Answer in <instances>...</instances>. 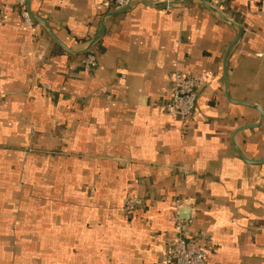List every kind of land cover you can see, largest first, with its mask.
I'll return each mask as SVG.
<instances>
[{"label": "crops", "instance_id": "obj_1", "mask_svg": "<svg viewBox=\"0 0 264 264\" xmlns=\"http://www.w3.org/2000/svg\"><path fill=\"white\" fill-rule=\"evenodd\" d=\"M102 1L29 2L71 50L103 22L80 54L0 0V264H159L174 216L207 264H264V0H228L230 22L199 0ZM184 69L205 79L181 119L165 103Z\"/></svg>", "mask_w": 264, "mask_h": 264}, {"label": "built area", "instance_id": "obj_2", "mask_svg": "<svg viewBox=\"0 0 264 264\" xmlns=\"http://www.w3.org/2000/svg\"><path fill=\"white\" fill-rule=\"evenodd\" d=\"M173 1V0H163ZM218 10H221L228 0H206ZM128 0H103L102 5L112 4L114 7H120L126 4ZM14 6L22 18L27 28L34 25L33 19L26 10V0H14ZM169 6V5H166ZM3 19L7 18V14L3 12ZM179 42V40H178ZM81 64L90 69L95 66L96 60L93 54H86L81 60ZM205 79V75L195 74L189 69L179 70L173 73L168 79L170 97L165 103L167 111L181 119H186L193 115L196 108V100L198 90ZM6 93L1 90L0 101L5 98ZM143 200L137 196L127 197L123 204L122 210L132 211L140 207ZM174 235L171 246L167 251L161 254L159 264H207L209 257V247L196 243L190 237H186L181 232V222L174 216Z\"/></svg>", "mask_w": 264, "mask_h": 264}, {"label": "water", "instance_id": "obj_3", "mask_svg": "<svg viewBox=\"0 0 264 264\" xmlns=\"http://www.w3.org/2000/svg\"><path fill=\"white\" fill-rule=\"evenodd\" d=\"M132 1H140L146 5H150V6H165V5H174L176 1H170V2H167V1H163V0H128V2L126 4H124L123 6H120V7H117L115 9V11H112V13H115V12H118V11H121L123 10L124 8H126ZM201 1L207 8H209L210 10H212L214 13H216L217 15H219L221 18H223L224 20L230 22L229 19H227L223 13L218 10L217 8H215L213 5H211L209 2H207L206 0H199ZM29 2L30 0H26V10H27V13L29 14V16L33 19V21H36L40 24H42L48 31L49 35L51 36V38L53 39V41H55V43H57L58 45H60L61 47H63L64 49L70 51V52H73V53H80V54H83V53H87L91 47L98 41V39L100 38L101 34L103 33V30H104V25H103V22H101L100 24V27L95 35V37L89 42L87 43V45L80 49V50H71L69 48H67L65 45H63V43H61L56 37L55 35L52 33L51 29L47 26V24L37 18L36 16H34L31 11L29 10ZM237 34L236 36L234 37V39H232V41L229 43V45L226 47V50L224 52V55H223V61H222V71H223V78L225 80V89L227 88V77H226V60H227V56H228V53L231 49V47L237 42V40L239 39L240 35H241V28L237 26ZM225 92H227V90H225ZM228 96V95H227ZM243 104H247V105H250V106H253L255 107L256 109H258V111L260 112V118H262V111L259 107L257 106H254V105H251L249 103H246V102H241ZM260 122V120H259ZM259 123H251V124H246V125H243V126H240L239 128H237L234 132V134L241 130V129H244V128H248V127H252V126H255ZM233 146L237 152V154L244 160V161H249V162H254V161H250L248 159H246L244 157V155L241 153V151L238 149V147L236 146V144L234 143L233 141Z\"/></svg>", "mask_w": 264, "mask_h": 264}, {"label": "trees", "instance_id": "obj_4", "mask_svg": "<svg viewBox=\"0 0 264 264\" xmlns=\"http://www.w3.org/2000/svg\"><path fill=\"white\" fill-rule=\"evenodd\" d=\"M57 49H58L59 51H61V48L59 49V47H57Z\"/></svg>", "mask_w": 264, "mask_h": 264}]
</instances>
